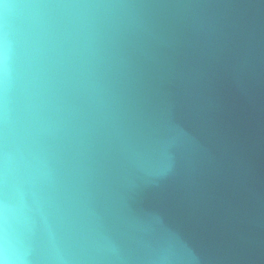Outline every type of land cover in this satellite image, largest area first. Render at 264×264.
I'll return each mask as SVG.
<instances>
[{
    "label": "water",
    "instance_id": "obj_1",
    "mask_svg": "<svg viewBox=\"0 0 264 264\" xmlns=\"http://www.w3.org/2000/svg\"><path fill=\"white\" fill-rule=\"evenodd\" d=\"M5 264H264V0H2Z\"/></svg>",
    "mask_w": 264,
    "mask_h": 264
},
{
    "label": "snow or ice",
    "instance_id": "obj_2",
    "mask_svg": "<svg viewBox=\"0 0 264 264\" xmlns=\"http://www.w3.org/2000/svg\"><path fill=\"white\" fill-rule=\"evenodd\" d=\"M0 2H2V0H0ZM4 260L2 258H0V264H3Z\"/></svg>",
    "mask_w": 264,
    "mask_h": 264
},
{
    "label": "clouds",
    "instance_id": "obj_3",
    "mask_svg": "<svg viewBox=\"0 0 264 264\" xmlns=\"http://www.w3.org/2000/svg\"><path fill=\"white\" fill-rule=\"evenodd\" d=\"M3 264H5V261L3 262Z\"/></svg>",
    "mask_w": 264,
    "mask_h": 264
}]
</instances>
